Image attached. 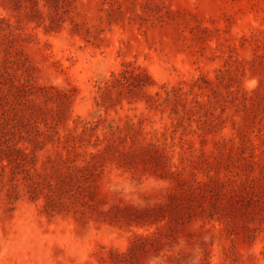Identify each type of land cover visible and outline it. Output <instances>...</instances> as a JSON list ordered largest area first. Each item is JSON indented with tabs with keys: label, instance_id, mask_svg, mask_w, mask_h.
Segmentation results:
<instances>
[{
	"label": "rangeland",
	"instance_id": "obj_1",
	"mask_svg": "<svg viewBox=\"0 0 264 264\" xmlns=\"http://www.w3.org/2000/svg\"><path fill=\"white\" fill-rule=\"evenodd\" d=\"M0 264H264V0H0Z\"/></svg>",
	"mask_w": 264,
	"mask_h": 264
}]
</instances>
